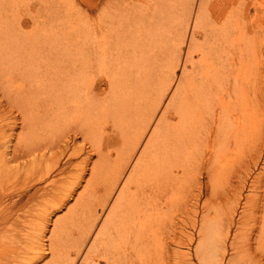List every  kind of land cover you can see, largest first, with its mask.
Listing matches in <instances>:
<instances>
[{
    "label": "bare ground",
    "instance_id": "obj_1",
    "mask_svg": "<svg viewBox=\"0 0 264 264\" xmlns=\"http://www.w3.org/2000/svg\"><path fill=\"white\" fill-rule=\"evenodd\" d=\"M6 1L0 264H230L243 201L264 253V0Z\"/></svg>",
    "mask_w": 264,
    "mask_h": 264
},
{
    "label": "rangeland",
    "instance_id": "obj_2",
    "mask_svg": "<svg viewBox=\"0 0 264 264\" xmlns=\"http://www.w3.org/2000/svg\"><path fill=\"white\" fill-rule=\"evenodd\" d=\"M42 0H7L6 1V3H5V11L3 12V18H4V22H6L7 24L10 22V21H13L14 19H21V23H22V28L24 29V28H27V30L29 31V29H34L35 27L37 28L38 26H37V23H35V17L36 18H38V15H39V18H40V16L43 18V17H46V20L48 21V23L50 24L51 22L50 21H52V20H54V18L52 17L53 15H54V11H53V9H54V4L55 3H53V5H52V0H49V3H48V1L47 0H43L42 2H41ZM46 1H47V3H46ZM60 1H68V0H60ZM71 2H76V7H75V10H74V12H71L70 11V20L72 21L73 19H74V17L76 16V15H78V14H81L83 11H84V3H83V0H70ZM30 2H32V3H30ZM40 3V4H39ZM43 3V4H42ZM47 5H46V4ZM28 4H30V5H28ZM32 4V5H31ZM44 4H45V6H47L46 8H45V6H44ZM41 6H43V7H41ZM41 7V8H40ZM29 8V9H28ZM35 8H37V9H35ZM39 8V9H38ZM43 10V12H45L44 14H41V13H43L42 12V10ZM34 10H36V11H34ZM40 10H41V12H40ZM28 11H30V12H28ZM38 12V13H37ZM9 13H13L14 14V16H11L9 19L7 18V15L9 14ZM261 13H263L264 14V8H263V10H262V12ZM46 14V15H45ZM51 14H53V15H51ZM33 15V17H31ZM34 19V20H33ZM31 20V21H30ZM45 20V18L42 20V21H45V23L47 22ZM34 25L35 27H33L32 25ZM48 24V25H49ZM15 26V25H14ZM31 26V27H30ZM15 28H17V29H19V27H17V26H15ZM24 30H26V29H24ZM26 30V31H27ZM263 47H264V37H263ZM181 73V72H180ZM0 99H1V96H0ZM5 102V101H4ZM6 105V104H5ZM8 108H10L8 105H6ZM9 114H11V113H9ZM17 114V113H16ZM16 114H13L15 117L17 116ZM12 115V114H11ZM13 115H12V117H13ZM263 119H264V112H263ZM13 120L12 119H8L7 121H6V123H8V122H12ZM15 122V121H14ZM19 122V121H18ZM13 123V122H12ZM13 132H11V131H7V133H6V140H8V137H12V138H14V136H11V134H12ZM252 155V154H251ZM257 155L255 154L254 155V157H256ZM254 157H253V159H254ZM249 159H250V157H249ZM248 159V160H249ZM262 159V160H261ZM255 160V159H254ZM254 160H249L248 161V164L250 165L249 166V168L247 169V170H249L250 168V171H248V175H247V177H246V180H247V182L245 183V188H244V195L245 196H247V195H249V194H252V192L251 191H249L250 190V186H251V184H252V179H250V178H252V176L251 175H253V174H256V173H259V172H261V170H263V167H264V150H263V152H262V157L260 158V160H259V162H258V167L255 165V161ZM263 166V167H262ZM254 167V168H253ZM257 167V168H256ZM260 167V168H259ZM262 168V169H261ZM253 169V172L251 171ZM258 169V172L256 171V170ZM255 171H256V173H255ZM250 176V177H249ZM250 181H251V183H250ZM247 184V185H246ZM236 185H238L237 183H236ZM250 185V186H249ZM247 189H249V190H247ZM246 190V191H245ZM249 191V192H248ZM251 192V193H250ZM247 193V194H246ZM231 200L233 201L234 200V197L232 198V196H231ZM244 202L245 201H243L242 203L244 204ZM242 204V205H243ZM240 206L239 205V208L237 209V212H236V222L238 221V226H239V228H241V227H243V226H241L242 224H243V221L244 220H247V219H244L243 217H245L244 216V209H246V204L244 205V206ZM240 211V212H239ZM238 213V214H237ZM242 214V215H241ZM243 216V217H242ZM249 217V216H248ZM243 218V219H242ZM240 223H241V225H240ZM237 225H234V227H238ZM241 226V227H240ZM246 226H248V225H246ZM245 226V227H246ZM234 227H233V232H235L236 234H232V236H231V239H230V243L231 244H233L232 243V240H234L235 241V243H236V239H237V242L239 241V245H241V247H240V252H242V254H239V251L237 250L239 247H238V244L236 243H234L233 245H235V246H237V248L235 247V249L232 247L231 249H230V251L232 250V252H230V254L231 255H233V256H231L230 254H229V256H230V258L228 259V261H232L230 264H251V262H247L248 260L247 259H249V257H254V256H256V258H255V261L256 262H258V263H260V264H264L263 262H264V253H261V252H263V251H261V250H263V249H258L256 246H257V243H253V240H251V239H242L241 237L243 236V234H240V233H238L239 232V228H238V230L235 228L234 229ZM235 230V231H234ZM236 230H237V232H236ZM243 229H241V231H242ZM237 233L238 234H240V239L239 238H237V236L235 237V235H237ZM243 233V232H242ZM248 238H250L249 237V235L250 234H245ZM234 237V238H233ZM246 237V238H247ZM246 240V241H245ZM256 241V240H255ZM244 243H246L247 245L249 244V243H253V246L254 245H256L255 247H253V248H251L252 250L253 249H255V250H249V248H250V246H244L245 248H243V246H242V244L244 245ZM231 244H230V246H231ZM243 250H242V249ZM244 249H245V251H247V250H249V254H248V252H245V254H247V255H245L244 254ZM256 249H258V250H256ZM238 251V252H237ZM252 251V252H251ZM237 254H239V256H240V258H239V256L237 255ZM251 254H252V256H251ZM255 254V255H254ZM232 257H236L237 259L239 258L240 260H242L241 262L239 261V260H237V259H232V260H230ZM241 257H243V258H241ZM246 257V258H245ZM245 258V259H244ZM216 260V259H215ZM233 260H235V261H233ZM239 261V262H238ZM246 261V262H245ZM214 263H216L215 261L214 262H212V261H208V260H206V262H205V264H214Z\"/></svg>",
    "mask_w": 264,
    "mask_h": 264
}]
</instances>
